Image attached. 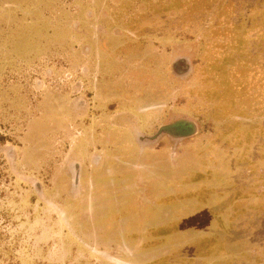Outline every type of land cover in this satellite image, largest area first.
<instances>
[{
    "label": "rangeland",
    "instance_id": "374dc122",
    "mask_svg": "<svg viewBox=\"0 0 264 264\" xmlns=\"http://www.w3.org/2000/svg\"><path fill=\"white\" fill-rule=\"evenodd\" d=\"M99 1L0 0V264H264V196L250 213L237 190L229 200L231 185L219 198L206 192L219 183L211 182L219 156L221 169L234 158L237 177L264 195V0L182 6L196 65L170 100L200 127L192 144L199 162L168 153L161 173L145 174L139 197L110 173L94 179L98 162L130 168L110 142L113 127L103 125L113 112L94 92L84 104L83 23L86 9L97 13L85 6ZM121 104L115 109L136 112ZM75 161L79 190L71 185ZM193 165L206 167L199 182L187 179ZM126 189L124 202L115 195Z\"/></svg>",
    "mask_w": 264,
    "mask_h": 264
},
{
    "label": "flooded vegetation",
    "instance_id": "af4514ba",
    "mask_svg": "<svg viewBox=\"0 0 264 264\" xmlns=\"http://www.w3.org/2000/svg\"><path fill=\"white\" fill-rule=\"evenodd\" d=\"M198 1L112 0L116 6L114 7L110 6L111 3L101 6L100 0L94 4L95 6H85L94 7L93 11L97 10L98 17L92 9H86L88 11L85 13L86 20L83 23L82 71L86 81L84 85L88 88L89 94L85 95L84 104L91 106L90 93L94 92L101 98V104L113 112L109 123L103 125L113 127L115 132H112L113 138H110V142L114 141L115 145L112 146L120 149L119 153L121 152L125 163L130 166L129 168L115 164L110 167L106 164V170L99 168L102 166L98 162L99 167L94 175L97 182L104 181L110 173L115 177L116 186L127 185L128 188L132 185L131 195L139 197V193L148 189L149 181L145 174L157 176L161 173L164 157L168 153L172 159L183 154L190 162H199L197 151L192 144L200 134V127L195 119L177 112L174 102L172 105L170 100L171 91L182 92L196 65L193 61L196 58L194 48L196 41H188L182 36V6H201L202 3L197 4ZM88 4L91 5V2ZM175 6L179 7L178 17L175 15ZM127 13L129 16H126ZM79 102L81 101L77 103ZM121 102L131 103L136 112L116 110V107L123 105ZM156 109H162L163 114L154 116ZM104 127L99 125L98 129L105 131ZM107 134L104 135L102 132L97 134L98 142L106 143L107 140L104 141L102 138ZM156 157L161 160L156 161ZM220 158L216 156V161L213 160L215 169L211 172L214 176L211 182L214 180L219 183L211 192L208 190L206 192L208 195L215 192L219 198L225 192V185H231L232 188L228 189L229 200L237 190L238 197L242 199L237 202L238 206L242 204L251 213L252 205L260 202L264 196L258 192L261 186L254 185L252 188L249 183L239 179L237 176L240 172L233 165L232 157L225 161L226 168L221 169ZM71 166L73 170L71 185L79 190L83 181V168L77 161ZM193 166L187 172V179L199 182L202 179L198 177L203 176L202 171H205L206 167ZM181 169L182 167L177 164L173 167L176 171ZM217 169L227 174V179L219 176L216 178L214 174ZM242 172V177L245 178V170ZM136 178L142 186L141 190L136 188L133 181ZM237 181L240 182L233 186ZM206 183L205 181L200 185L207 187ZM125 191L126 194L115 196L119 199L124 198L122 201L125 202V195H129L128 190ZM231 213L240 214L234 205ZM129 216L135 219L133 215ZM128 217L124 219L129 220ZM125 228L128 229L127 226ZM148 231L153 232V229L149 228Z\"/></svg>",
    "mask_w": 264,
    "mask_h": 264
}]
</instances>
